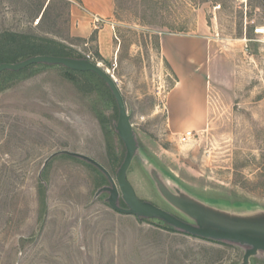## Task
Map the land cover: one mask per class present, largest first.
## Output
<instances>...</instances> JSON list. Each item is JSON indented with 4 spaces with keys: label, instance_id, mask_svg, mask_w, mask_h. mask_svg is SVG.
Wrapping results in <instances>:
<instances>
[{
    "label": "rangeland",
    "instance_id": "rangeland-1",
    "mask_svg": "<svg viewBox=\"0 0 264 264\" xmlns=\"http://www.w3.org/2000/svg\"><path fill=\"white\" fill-rule=\"evenodd\" d=\"M78 2L0 0V35L60 41L114 77L140 146L127 173L137 196L185 218L156 189L152 162L196 197L264 210V38L254 30L264 24V0H115L114 22L102 33V25L79 24ZM166 34L209 41L200 120L178 119L180 90L169 100L177 75L162 53ZM100 37L113 57L104 58ZM65 68L0 77V264H240L241 245L114 210L108 193L96 197L106 176L80 158L58 154L43 168L51 154L70 150L116 179L126 152L109 87ZM185 131L193 136L183 140ZM250 264H264V254Z\"/></svg>",
    "mask_w": 264,
    "mask_h": 264
},
{
    "label": "water",
    "instance_id": "water-1",
    "mask_svg": "<svg viewBox=\"0 0 264 264\" xmlns=\"http://www.w3.org/2000/svg\"><path fill=\"white\" fill-rule=\"evenodd\" d=\"M33 64L61 65L77 71H91L98 75L109 87L116 100L119 114L115 129L126 149L124 159L116 173V179L102 163L93 157L70 150L51 154L45 160L43 168L58 154L80 158L97 167L106 176L109 183L97 190L96 197L108 193L106 200L114 210L132 214L138 218L159 219L189 235L241 245L245 248V253L240 264H250L252 257L260 253L264 254V210L237 205L235 206L237 210H230L217 203L196 197L178 185L170 184L164 173L152 162H149L148 172L156 189L165 201L185 218L137 196L127 178L128 170L140 149L131 122L132 114L128 112L125 98L116 80L99 63L89 58L39 54L16 62L0 59V74L6 70L20 71ZM121 200L125 206L121 205Z\"/></svg>",
    "mask_w": 264,
    "mask_h": 264
},
{
    "label": "crops",
    "instance_id": "crops-1",
    "mask_svg": "<svg viewBox=\"0 0 264 264\" xmlns=\"http://www.w3.org/2000/svg\"><path fill=\"white\" fill-rule=\"evenodd\" d=\"M77 15L79 24L90 26L94 16L101 17V33L112 27L115 14V0H78ZM101 39L104 58L114 55V50L107 46L108 40ZM103 45L105 47L103 51ZM162 53L171 69L176 73L177 80L171 88L169 100L176 90H180L178 98L180 104L190 106L177 109L179 120H200L203 118V106L209 89L210 76L206 62L208 59L209 41L198 35L166 34L161 39ZM193 105V106H192ZM175 111V109H174ZM172 109L169 106V113Z\"/></svg>",
    "mask_w": 264,
    "mask_h": 264
},
{
    "label": "trees",
    "instance_id": "trees-1",
    "mask_svg": "<svg viewBox=\"0 0 264 264\" xmlns=\"http://www.w3.org/2000/svg\"><path fill=\"white\" fill-rule=\"evenodd\" d=\"M4 36L6 37V43L4 44V51L1 53L0 52V59L3 61H8V62H16L19 60H22L24 58H27L29 56L33 55H39V54H51V55H59V56H70V57H75L73 54L72 50L68 48L64 43L46 38V37H36V36H30L27 34H21L17 32H11V31H6L3 33ZM0 35V37L3 36ZM31 66H39L42 68H48L52 65H47V64H33ZM31 66L22 69L20 71H10L6 70L3 71L0 74V77L7 76L10 77V79H19L22 77L23 73L29 69ZM66 71L69 74L72 73H81L87 76H96L105 83L98 75H96L94 72L91 71H77L69 68H65ZM106 84V83H105ZM122 203L123 200H121ZM125 206V204H123ZM165 223V222H164ZM166 227L169 229H172V226L166 224Z\"/></svg>",
    "mask_w": 264,
    "mask_h": 264
},
{
    "label": "built area",
    "instance_id": "built-area-1",
    "mask_svg": "<svg viewBox=\"0 0 264 264\" xmlns=\"http://www.w3.org/2000/svg\"><path fill=\"white\" fill-rule=\"evenodd\" d=\"M239 1L247 2L248 0H239ZM103 21L104 20L101 17L95 15L94 16V20H93V24H94L95 27L98 28V27H100V25L102 24ZM254 30H255V33L257 35H261L264 38V24L256 26ZM88 58L90 59V56H88ZM192 136H193L192 131H185L182 134V139L183 140L190 139Z\"/></svg>",
    "mask_w": 264,
    "mask_h": 264
}]
</instances>
